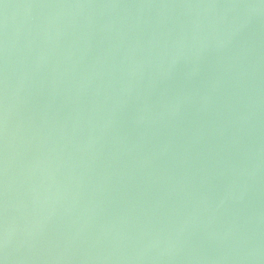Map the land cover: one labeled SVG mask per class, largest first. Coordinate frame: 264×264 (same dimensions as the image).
Wrapping results in <instances>:
<instances>
[{
	"label": "water",
	"instance_id": "obj_1",
	"mask_svg": "<svg viewBox=\"0 0 264 264\" xmlns=\"http://www.w3.org/2000/svg\"><path fill=\"white\" fill-rule=\"evenodd\" d=\"M0 264H264V0H0Z\"/></svg>",
	"mask_w": 264,
	"mask_h": 264
}]
</instances>
